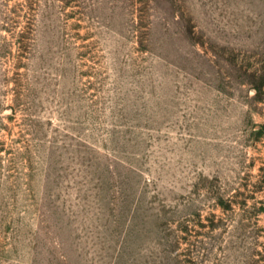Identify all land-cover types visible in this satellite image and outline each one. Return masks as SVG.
<instances>
[{
  "label": "rangeland",
  "instance_id": "374dc122",
  "mask_svg": "<svg viewBox=\"0 0 264 264\" xmlns=\"http://www.w3.org/2000/svg\"><path fill=\"white\" fill-rule=\"evenodd\" d=\"M0 264H264V0H0Z\"/></svg>",
  "mask_w": 264,
  "mask_h": 264
}]
</instances>
